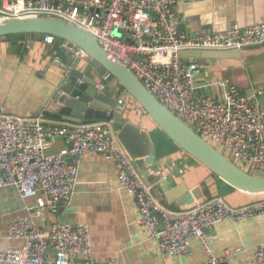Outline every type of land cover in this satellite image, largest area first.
I'll list each match as a JSON object with an SVG mask.
<instances>
[{
    "label": "built area",
    "instance_id": "1",
    "mask_svg": "<svg viewBox=\"0 0 264 264\" xmlns=\"http://www.w3.org/2000/svg\"><path fill=\"white\" fill-rule=\"evenodd\" d=\"M176 0H0V23L12 19H53L72 24L91 37L115 59L131 70L182 122L208 144L246 172L264 173V90L244 92L229 81L201 87L196 72L201 67L187 51H242L264 45V21L249 27L190 36L181 32L175 13ZM120 30L122 36L113 32ZM54 37L44 42L53 44ZM74 58L89 59L81 48ZM187 61L189 66H185ZM113 80L104 72L96 82L104 94ZM115 83V82H114ZM114 88L121 92L115 83ZM205 88L207 92H201ZM129 101L115 100L114 111L124 114ZM62 138L67 152L50 154V144ZM87 153L113 161L122 187L139 209V224L147 227L167 257H187L193 241H200L208 256L201 264H225L241 248L217 256L205 231L226 222H243L264 215V198L244 206H233L220 195L196 201L187 210L164 206L147 186L134 159L108 122H85L47 128L42 116L17 118L0 112V188L15 189L24 199H36L40 208L54 214L72 199L79 177L80 159ZM264 196V194H263ZM6 238L21 241L20 247L0 249V264H93L71 257L89 258L93 245L87 224L54 221L44 230L31 215L9 218ZM1 240V236H0ZM50 252H52L50 254ZM264 263V248L254 253Z\"/></svg>",
    "mask_w": 264,
    "mask_h": 264
},
{
    "label": "crops",
    "instance_id": "2",
    "mask_svg": "<svg viewBox=\"0 0 264 264\" xmlns=\"http://www.w3.org/2000/svg\"><path fill=\"white\" fill-rule=\"evenodd\" d=\"M176 1L179 30L190 36L219 33L233 25L249 27L264 21V0ZM254 58L250 69L252 72L241 69L232 60L211 61L208 68L203 67L196 72L195 79L201 87L206 83L229 81L247 93L264 90V54ZM72 70L80 71L94 82L100 81L105 72L90 58H74L67 42L62 40L47 44L44 37L30 35L16 40L1 38L0 112L22 119L42 116L47 128L78 125L58 122L39 114L53 102L64 74ZM114 84L112 80L106 93L99 94L115 100L118 97L127 99L125 93H122L124 91L112 89ZM207 91L201 89V92ZM262 101L264 105V96ZM110 102L106 98L105 101H97V104L109 107ZM114 113L110 114L111 118ZM124 118L127 123L149 135L154 144L158 128L138 105L129 102ZM108 123L111 124V120ZM154 146V163L149 164L145 162L146 158H140L134 160V165L155 197L173 211L187 210L190 206L180 204V199L196 188L201 190L203 201L221 194L233 206L248 205L264 198L263 194L229 191L224 184H219L208 169L179 149L159 148L157 144ZM62 152H67L65 142L62 138L55 139L48 153ZM60 208L61 212L54 214L48 208H40L34 198L24 199L15 189L0 188V249L22 246L21 241L7 240V223L11 217L31 215L44 230H49L57 219L63 223L89 226L92 255L88 259L74 255L71 259L75 261H89L93 264H201L208 259L200 241H193L187 257H167L150 230L139 224L140 214L136 201L122 187L113 161L104 155L87 153L81 157L74 195L69 203ZM205 236L217 256H223L228 250H244L237 256L228 257L225 264H264L257 262L254 257L257 249L264 248V215L243 222H223L206 230Z\"/></svg>",
    "mask_w": 264,
    "mask_h": 264
},
{
    "label": "water",
    "instance_id": "3",
    "mask_svg": "<svg viewBox=\"0 0 264 264\" xmlns=\"http://www.w3.org/2000/svg\"><path fill=\"white\" fill-rule=\"evenodd\" d=\"M19 35L51 36L67 42L70 50L81 48L90 59L94 60L104 70L109 72L155 124L186 154L200 165L204 166L221 181L238 191L249 194H264V173L246 172L226 158L213 146L208 144L196 132L182 122L121 61L111 57L98 42L78 27L53 19H12L0 23V39ZM113 36L121 37L120 30L114 31ZM103 53V54H100ZM264 54V45L250 47L242 51L229 52H199L187 51L181 54L183 59L191 58L201 68H208L211 61L232 60L241 69L251 57ZM106 56L108 59H106ZM74 60V59H73ZM185 66H189L187 61ZM96 82L88 79L78 70L65 73L53 102L43 108L39 114L58 122L80 124L83 121L111 120L113 131L132 159L146 158L152 164L156 159V149L151 137L136 126L127 123L124 114L114 113L115 99L100 95L96 90ZM109 98V107H102L97 101ZM171 202L170 198L166 195ZM203 194L199 188L183 195L179 203L191 206L201 200ZM173 200V199H172ZM175 200V199H174ZM61 208H58V213Z\"/></svg>",
    "mask_w": 264,
    "mask_h": 264
},
{
    "label": "trees",
    "instance_id": "4",
    "mask_svg": "<svg viewBox=\"0 0 264 264\" xmlns=\"http://www.w3.org/2000/svg\"><path fill=\"white\" fill-rule=\"evenodd\" d=\"M27 35H19V36H10V37H6V39H13V40H16V39H20L22 37H25ZM30 36H36V37H45V36H38V35H30ZM55 40H60V39H57V38H54ZM15 47H17L15 44H14ZM19 48V47H18ZM103 69V68H102ZM105 72H107L105 70ZM113 77V76H112ZM113 81H116V79L113 77ZM117 82V81H116ZM122 91L126 92L123 88H121ZM134 103L136 105H138V107L140 108V110L147 116H149L145 111L144 109L138 104L137 101H135L133 99ZM150 117V116H149ZM153 121V120H152ZM87 122H100V121H87ZM153 123L155 124V122L153 121ZM156 125V124H155ZM157 126V125H156ZM158 134H157V137L155 136L154 138L156 139V142H157V146L159 148H165L167 147V149H171V150H175V149H179L180 151H182L183 153H185L182 149H180V147H178L158 126ZM186 154V153H185ZM188 155V154H186ZM189 156V155H188ZM210 172V171H209ZM211 175L217 179V181L219 182V184L221 185H225V187H227V189L229 191H232V190H236L235 188L231 187L230 185L224 183L223 181H221L216 175H214L212 172H210ZM221 195V194H220ZM222 196V195H221ZM224 198V197H223ZM226 200V198H224ZM227 201V200H226Z\"/></svg>",
    "mask_w": 264,
    "mask_h": 264
},
{
    "label": "rangeland",
    "instance_id": "5",
    "mask_svg": "<svg viewBox=\"0 0 264 264\" xmlns=\"http://www.w3.org/2000/svg\"><path fill=\"white\" fill-rule=\"evenodd\" d=\"M254 57H251L250 59H249V61H248V63H247V65H246V69H248V73L249 72H252L250 69H251V67H252V64H253V61L255 60V58L253 59ZM92 61H94V60H92ZM95 62V61H94ZM96 63V62H95ZM115 82V81H114ZM116 83V82H115ZM118 86H119V84L118 83H116ZM120 87V86H119ZM120 89H121V87H120ZM122 91V90H121ZM122 93H125V95H126V98L127 99H130L131 101H129V102H134L133 101V98L127 93V92H122ZM153 141H154V139H153ZM154 144L156 145L157 144V142H156V139H155V141H154Z\"/></svg>",
    "mask_w": 264,
    "mask_h": 264
},
{
    "label": "bare ground",
    "instance_id": "6",
    "mask_svg": "<svg viewBox=\"0 0 264 264\" xmlns=\"http://www.w3.org/2000/svg\"><path fill=\"white\" fill-rule=\"evenodd\" d=\"M107 53H108V52H107ZM100 54H103V53H100ZM108 54H109V53H108ZM103 55H104V54H103ZM109 55H111V54H109ZM111 57H114V56H112V55H111ZM106 59H108V57H107V56H106Z\"/></svg>",
    "mask_w": 264,
    "mask_h": 264
}]
</instances>
